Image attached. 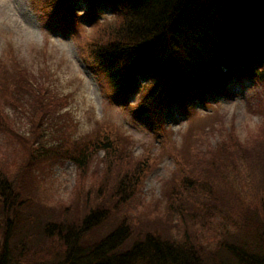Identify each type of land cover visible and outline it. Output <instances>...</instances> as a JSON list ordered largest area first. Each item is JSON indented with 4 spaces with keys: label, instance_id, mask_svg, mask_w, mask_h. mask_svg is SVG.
<instances>
[{
    "label": "trees",
    "instance_id": "obj_1",
    "mask_svg": "<svg viewBox=\"0 0 264 264\" xmlns=\"http://www.w3.org/2000/svg\"><path fill=\"white\" fill-rule=\"evenodd\" d=\"M32 1L51 15L72 12L74 0ZM109 1L117 4L114 25L81 46L120 96L139 89L138 76L151 82L135 105L145 121L159 124L170 104L225 92L234 74L264 86V0ZM7 53L12 63L0 74L7 108L0 106V131L20 153L14 167L0 160V264H264V145L238 152L223 124L207 130L191 124L178 145L163 137L157 153L148 146L137 155L134 139L117 126L78 135L72 92L44 90L40 78L47 73H35L15 50ZM21 123L25 132L13 127ZM214 134L222 139L210 141ZM100 149L113 162H97ZM240 153L261 165L251 198L228 185L227 167L238 175ZM164 155L179 179L168 181L164 218H141L131 203ZM59 158L75 164L79 184L68 204L48 207L24 180ZM217 216L236 234L209 247L199 226L213 233Z\"/></svg>",
    "mask_w": 264,
    "mask_h": 264
},
{
    "label": "rangeland",
    "instance_id": "obj_2",
    "mask_svg": "<svg viewBox=\"0 0 264 264\" xmlns=\"http://www.w3.org/2000/svg\"><path fill=\"white\" fill-rule=\"evenodd\" d=\"M98 5L101 13L96 19L83 21L85 32L90 33L95 39L99 35L109 32L110 26H113L115 21L113 20L115 16L111 13L108 5L103 3H98ZM86 6L84 2H81L76 3L73 7L75 12L84 13L87 11ZM87 16L92 17V11ZM70 21V25L66 23L65 19L59 24H53L50 16H44L36 9L33 10L30 0H0V63L2 62L0 74L8 67L10 61V55L5 53L8 44L17 50L16 56L21 61L24 60L33 71L43 63L52 66L60 65L57 67L58 80L54 81V85L61 92H72L71 105L75 116L80 121V127L76 134L93 131L96 123L113 120L120 123L134 138V154L142 153L149 144L153 145L152 148L157 153L160 144L156 135L153 134L152 127L141 124L140 118L132 113L133 109L130 106L135 102V99L128 98V105H124L120 100L111 102L107 98L110 88L105 83L104 76L96 73L93 68H87L83 60L82 48L78 44V42L86 40L82 24L75 16H71ZM56 30L59 32L56 33ZM63 32L66 34L70 32L77 34L78 32V36H65ZM42 51L46 52L48 60H44ZM140 82L143 84L144 79L141 78ZM228 90L230 94L227 97H209L206 100V105L197 102L188 105V108L203 115L209 112V108L220 110L221 112L213 111L212 114L217 112L214 115V121L226 124L222 133H227L229 138L236 141L238 152L244 147L263 146L264 87L257 85L253 80L244 78L232 81ZM0 106L1 110H7L2 107V103ZM12 114L13 112L10 111L13 118ZM199 118L200 116L196 115L194 122ZM162 123L167 133L169 132L170 138L177 144L186 139V131L191 125L190 123L187 125L183 112L177 106H172L169 109ZM203 123L208 124L206 120ZM231 124L233 127L227 128V131L225 127ZM13 127L20 132H25L23 123L21 126ZM228 137L224 140H227ZM221 139L218 134L209 138L210 141H220ZM19 153L20 149L15 140L0 131V160L8 166L14 167V163L19 161ZM98 156L101 160L97 162L107 164L113 162L109 160L102 149L96 152V157ZM158 159V164L148 174L141 193H137L134 202L131 203V206L134 207L131 211L148 220L164 218V192L168 181L179 179L173 162L168 156L164 155ZM236 160L235 171L239 173L236 175L231 165L227 167L228 174H230L228 185L235 188L244 197L251 198L250 189L253 185V177L257 178L258 174L256 173L261 165L256 160L246 161L247 159L241 153ZM93 167L92 163L89 168H86V176ZM79 178L80 174L75 164L70 159L59 158L35 170L25 178L24 182L32 185L36 198L46 206L58 207L68 204L73 199ZM89 180L90 178L86 183H89ZM177 184L181 186L182 182L179 181ZM224 218L225 216L213 218L215 222L213 233L199 226V234L206 238L209 247L216 246L222 238L224 240L230 238V234H236L233 225L228 220L226 222L229 224L223 225L226 220Z\"/></svg>",
    "mask_w": 264,
    "mask_h": 264
}]
</instances>
